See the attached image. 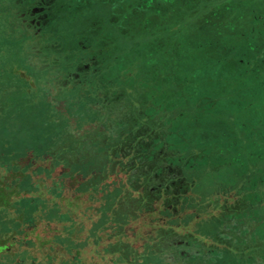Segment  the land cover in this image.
Wrapping results in <instances>:
<instances>
[{
	"label": "rangeland",
	"instance_id": "1",
	"mask_svg": "<svg viewBox=\"0 0 264 264\" xmlns=\"http://www.w3.org/2000/svg\"><path fill=\"white\" fill-rule=\"evenodd\" d=\"M95 54L88 75L83 63ZM90 104L112 127L59 136L72 114L95 116ZM164 120L183 142L184 176L196 184L181 230L194 235L193 247L214 246L209 259L201 245L191 253L176 249L169 264H264V0H0V244L14 221L27 226L42 201L30 192L38 189L31 179L17 187L14 161L40 146L35 162L57 165L40 136L53 131L71 147L105 153L111 140H123L119 124L148 133L163 130ZM56 200L68 208L80 203L78 195ZM58 215L70 231L69 216ZM130 225L138 241L151 227L140 218ZM12 240L15 250L2 251L1 260L29 264L23 246L32 240ZM137 254L136 264L154 258Z\"/></svg>",
	"mask_w": 264,
	"mask_h": 264
},
{
	"label": "trees",
	"instance_id": "2",
	"mask_svg": "<svg viewBox=\"0 0 264 264\" xmlns=\"http://www.w3.org/2000/svg\"><path fill=\"white\" fill-rule=\"evenodd\" d=\"M10 14L12 19L15 13L11 10ZM31 38H33L32 34H30L29 40ZM32 48L33 45L30 49ZM57 106L59 111L65 108L61 103ZM97 106L92 104L89 106L90 113L95 114L93 117H88L86 114L82 116L72 114L59 131V136L73 134L76 137H84L85 131L99 128L103 121L95 125L94 120L100 118L103 120L107 115L103 114L100 107ZM107 117L111 121L110 116ZM104 123L108 124V121L105 120ZM53 136V131L45 137L40 136L49 141L48 144L41 146L48 151L46 157L48 155L52 159L55 157L57 165L54 166L52 160L43 165L36 163L34 152L40 147L38 146L31 151L33 153L30 156L22 154L14 161L18 165V169H10L11 172L17 174V187L21 181L27 179L37 183L38 189L30 192L37 193V202L38 198L42 201L41 204H36L37 207L27 219V226L24 224L25 221L20 224L13 222L16 229L12 235L2 239L0 254L4 250L13 253L15 245L12 238L18 235L23 240H32L30 245L23 246L30 252L31 262L29 264H136L134 263L135 257L140 256L136 255V252L143 253V255L147 252L153 253L152 261L145 264H163V256L154 250L152 243L156 241L154 236L159 235V229L177 226L173 221L174 218H171L173 222H169L170 217L163 220L159 218L161 215L165 216L170 213L171 206L156 204L157 208L150 214L141 215L139 213L130 216L127 209H124L120 203L125 199V192L130 189V185L123 180L124 175L120 170V165H117L116 168L111 166V162L117 158L102 151H86L82 147L79 148L77 142L71 147L70 142L56 140ZM52 147L56 148L54 152ZM60 147L62 151L60 150L56 155L57 149ZM1 151L2 149L0 155ZM77 153H81L80 157L82 158L76 159ZM28 163L29 166L25 171L24 167ZM39 166H42V170L34 174ZM60 178L62 180L59 189L57 180ZM98 186L99 188H97ZM21 192L22 194L17 196L16 200L26 193L24 190ZM58 195L63 199L74 198L78 195L80 203L74 208H68L64 204L60 205V200H56ZM173 199L176 200V198ZM13 209L17 210L16 206ZM43 209L46 210L45 214L41 211ZM58 209L68 215L69 222L73 223L70 231L66 229V223H62L58 217ZM179 209L181 208L176 206L174 211L181 215H187L193 211L194 206L190 202L187 207ZM153 217L157 219L153 220ZM139 218L151 224V227L144 228L140 241L136 240L137 233L130 225L131 222L134 223V220ZM206 218L211 221V217ZM54 224L57 225L56 228H54ZM193 225L196 227L197 223H193ZM182 227L184 226L182 225ZM180 232L185 231L180 229ZM168 263L170 262L168 261ZM188 263L192 264L191 261ZM0 264H26V259L16 257L11 262H5L0 258Z\"/></svg>",
	"mask_w": 264,
	"mask_h": 264
},
{
	"label": "flooded vegetation",
	"instance_id": "3",
	"mask_svg": "<svg viewBox=\"0 0 264 264\" xmlns=\"http://www.w3.org/2000/svg\"><path fill=\"white\" fill-rule=\"evenodd\" d=\"M41 24L43 22L36 24V33L40 30L39 26ZM98 58V55L95 54L90 58L91 61L89 63H83L86 74L91 75L92 68L98 64ZM150 105H152V101H147V106ZM143 112L145 111L143 110ZM168 118L172 120L173 117L169 115ZM107 119L103 118L101 120L100 118L94 120L95 125L103 121L100 126L105 128L104 121L106 120L108 121V125L112 127L113 120L110 121ZM146 119L155 122L159 121L161 117L156 114H148ZM164 125L165 128L159 132L148 129L149 131L147 130V133L143 127L136 129L130 123L124 122L119 124L118 126L121 128L123 140H111V146L108 147L109 145H106L108 147L106 153H110L117 158L111 162V166L116 168L117 165H120V170L123 171L122 173L124 175L123 180L126 184L130 185V189H127L125 192V199L120 201L121 206L127 209L126 211L129 212L130 216L139 213L141 215L150 214V212L152 213L157 208L156 204L171 206L169 209L170 213L165 214V216L161 215L159 218L163 220L164 218L170 217L169 222L175 221L178 227L159 229V235L154 236L156 241L152 243L154 250L158 251L160 256H163V264H167L169 261L168 258L170 256L174 257L176 249L180 248L181 252L191 253L192 250L199 248L201 244L193 247L191 242L194 235L192 236L188 231L181 233L179 230L182 228V225L184 226L186 224V221L184 215L174 210H176V206L181 209L188 206L191 193L196 184L195 178L188 180L184 176L182 165L186 161L183 159V153L180 150L178 151L183 142L179 138H176L170 130V122H165L164 120ZM108 136L111 138L115 137L110 135V133ZM108 136L102 139L104 145L109 141ZM80 154H76V159L82 158ZM173 198H176V200ZM171 218H174L173 221ZM155 219L157 218L153 217V220ZM209 232V236H212L214 240L218 230L213 225ZM203 235L206 236L205 234ZM201 246H204L205 256L208 258L213 250L212 245L210 246V244L205 243V245Z\"/></svg>",
	"mask_w": 264,
	"mask_h": 264
}]
</instances>
